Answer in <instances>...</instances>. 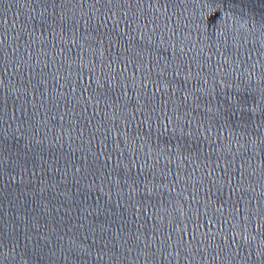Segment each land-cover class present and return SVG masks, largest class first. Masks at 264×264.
I'll list each match as a JSON object with an SVG mask.
<instances>
[{
	"label": "water",
	"instance_id": "1",
	"mask_svg": "<svg viewBox=\"0 0 264 264\" xmlns=\"http://www.w3.org/2000/svg\"><path fill=\"white\" fill-rule=\"evenodd\" d=\"M0 264H264V211L156 208L0 217Z\"/></svg>",
	"mask_w": 264,
	"mask_h": 264
}]
</instances>
